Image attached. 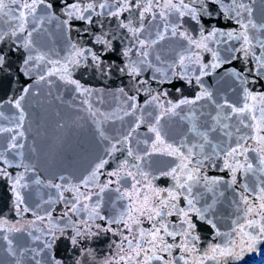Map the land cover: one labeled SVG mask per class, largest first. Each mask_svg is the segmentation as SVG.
Masks as SVG:
<instances>
[{
  "label": "snow or ice",
  "instance_id": "snow-or-ice-1",
  "mask_svg": "<svg viewBox=\"0 0 264 264\" xmlns=\"http://www.w3.org/2000/svg\"><path fill=\"white\" fill-rule=\"evenodd\" d=\"M256 4L257 0H229L228 3L225 0H0V21L7 20L9 25L6 30H0V44L11 41L8 52L0 48V70L5 69L11 53L23 49L19 69L22 75L32 79L33 74H37L36 84H51L50 77H56L71 86L72 91L83 98L81 103L95 118L97 133L103 139H107L104 123L139 113L129 133L107 150L111 156L121 150L117 144L124 145L126 158L106 173L104 182H100L99 177L105 175L102 169L108 161L101 159L76 180L61 175L45 184L39 178L28 180L27 173H35V167L25 164L23 153L18 151L24 148L20 141L26 138L23 129L27 114L23 101L30 91L36 94L33 85L22 86L20 95L6 101L16 114L11 118L15 121L11 127L0 126V135L10 134L6 147L0 151V162L4 165L0 167V179L9 182L11 211L21 219L12 222L0 215V240L6 242L4 251L13 264H20L18 233L25 234L36 244L22 250L31 254L32 264H65L64 258L56 255V244L61 238L68 241L70 250L75 253L68 264L94 262L95 250L86 241L106 234L118 239L110 241L109 249L115 251L103 256L100 264H231L241 260L245 251H254L258 244L264 243V181L251 187L247 183L239 185L241 191L236 193L235 203L242 215L232 220L228 232H221L217 227L211 215L215 202L208 203L205 196L215 194L221 185H237L238 175L255 174L257 169L250 162L249 153L256 154L261 166L259 171L264 172V91L254 90L257 86L264 88V0H259V9ZM255 11L259 12V22L254 18ZM100 18L114 19L117 30H124L122 41L127 43L115 49L116 36L106 32L95 35L93 43L101 45L103 52L118 51L124 63L117 71L125 73L132 81L129 91L133 94L129 95L124 88L118 89L125 106L111 114L94 109L91 103L94 90L73 78V71L87 66L89 58L96 68L103 64L101 55L72 42L70 36L75 22H80L89 34L93 29L103 28ZM53 20L69 41L68 53L62 60L39 51L33 39L34 33L38 35L45 23ZM224 22H234L236 27L228 30L215 26ZM185 25H190L191 30ZM76 30L79 34V28ZM166 40L178 41L182 49L167 64V68L173 70L170 73L163 67L153 66V60L161 66L165 64L157 49ZM232 41L236 44L223 49L227 55L222 57L220 51L215 50L218 45ZM202 53L210 54L211 60L203 62ZM249 58L255 61L251 68L247 67ZM237 59L244 62L245 67L225 69V75L234 78L241 98L237 103L228 100L217 103L202 78ZM193 64L198 65V72L191 71L189 66ZM111 68L112 65H108L103 71L108 74ZM177 68L181 71H175ZM148 69L153 70L150 79L161 86L158 90L152 89L148 80L138 79ZM248 74L253 78L249 79ZM171 77L187 85L195 82L199 93L192 98L181 95L174 103L163 87L166 84L176 87ZM176 91L180 93L181 88L176 87ZM141 92L149 97L144 106L151 105L158 110L148 126L151 143L144 142L148 148L142 154L129 146L132 132L145 123L144 106L139 104ZM200 101L215 105V115L208 114L211 123H199L204 115L198 112L202 107ZM2 108L3 103H0ZM185 110L186 114L181 115ZM173 117L189 123L188 135L179 141L172 140L161 123ZM0 119L10 118L0 111ZM212 133L218 134L215 144ZM189 136L193 139L189 140ZM249 141L255 147L250 146ZM206 146L211 151H206ZM5 153L20 156L19 163H13ZM154 155L171 157V165L152 170L148 158ZM217 161L221 162L218 170L230 174L229 181L207 175L206 169L216 168ZM12 167L23 171L13 175L8 171ZM159 181H164L166 186ZM32 185L54 190L55 199L49 198L30 207L26 199L31 198ZM106 193H115V196L109 197L110 211L105 214L102 208ZM55 204L62 205L57 216H53ZM27 213H31L33 219L21 223ZM201 223L210 226L216 237L226 240L201 249L198 246ZM234 234L241 237L239 242L231 239Z\"/></svg>",
  "mask_w": 264,
  "mask_h": 264
},
{
  "label": "water",
  "instance_id": "water-1",
  "mask_svg": "<svg viewBox=\"0 0 264 264\" xmlns=\"http://www.w3.org/2000/svg\"><path fill=\"white\" fill-rule=\"evenodd\" d=\"M229 0H225L228 3ZM259 0H257L256 8L259 9ZM37 14H40V10H37ZM254 18L259 22V12H254ZM103 22V28L93 29L92 33H86L84 28L80 25V22H75V26L70 33L71 41L77 43L79 46L91 48L93 52L102 56L103 64L100 68H96L92 65V61L89 58L87 66H80L73 71V78L79 80L85 87L94 90L91 97V103L94 109H99L100 112L111 114L113 112H119L120 108L125 106L123 103V96L118 94V89L124 88L125 92L132 95L133 92L129 91L132 86V81L125 73L117 71V68L123 67L124 58H122L118 51L116 52H103L102 46L94 44V36L100 32L109 33V35H115L116 39L113 40V47L119 49L124 47L127 43L126 40L122 41L125 36L124 30H117L116 21L112 18H100ZM215 26L227 28L231 30L236 27L234 22L217 23ZM9 27L7 20L0 21V30H6ZM191 30L190 25H185ZM79 28V34L77 32ZM33 39L36 42L39 51L48 54L52 59H63L68 53V38L65 36L63 29L58 25L57 21L53 20L51 23L46 22L43 29L37 35L34 33ZM11 41H5L4 44H0V48H3L5 52L9 51L8 46ZM236 42L232 41L229 44H220L215 50H219L221 56L227 55L223 49L235 45ZM158 54L161 59L165 61L163 66L157 64L153 60L154 67H163L165 71L169 73L173 71L167 68V64L171 63L176 57L177 51H182L179 48V42L175 40H166L158 46ZM237 55H239L237 53ZM24 58V51L13 52L8 56V63L5 65L4 70H0V103H3V108L0 111L4 112L6 117L10 119H0V126L11 127L14 123V119H11L16 114V110L6 103L9 98H15L20 95V89L22 86L32 84L35 91V95L32 91L29 92L23 101V106L26 112V118L24 121L25 139L20 142L24 144V148L18 151L23 153V162L25 164L35 167V173L31 171L27 173V178L31 182L35 178H39L45 184L48 180H53L61 175L71 177L73 180L78 179L80 176L85 175L96 163L101 159H106L108 162L105 164L102 172L105 175L99 177L100 182H104L107 177L106 173L117 168L119 163L126 158V149L124 145L117 144V148L120 151L114 152L111 156L108 155L107 150L111 147V144L116 140L122 139L127 135L129 131L134 127L137 116L129 115L124 116L123 119H113L110 122L103 124V130L107 139L99 137L97 133V124L95 118H93L85 109L86 105L81 103L82 97L72 91L71 86L64 85L56 77H50L53 81L51 84L41 82L36 84L38 79L37 74H33L32 79H28L22 75L19 69L22 66V60ZM151 58V57H150ZM203 62L207 63L211 60V56L208 53H202ZM135 59V56H133ZM255 64L251 58L247 61V67L251 68ZM112 65L111 71L105 74L103 69ZM191 71L198 72V65H190ZM245 67V63L240 59L233 60L230 64H225L223 67L218 68L214 73H211L202 78L204 86L213 93V99L217 103H223L224 100H228L229 103H237L241 98V92L238 84L234 78L225 75V69L235 68L241 70ZM39 70H37L38 72ZM175 71H181L179 68ZM153 75V70L148 69L143 72L142 78L149 81V85L152 89L158 90L161 86L150 78ZM248 78L252 79L253 75L248 74ZM172 84L181 88V92L177 93L176 87H172L169 84L163 87L169 92L168 99H171L174 103L182 96L188 98L194 97L199 93L200 88L193 82L192 85H187L183 80H179L176 77H171ZM251 87V85H249ZM254 90L264 91V88L257 86ZM149 97L145 96L143 92L139 95V104L144 106L145 101ZM202 107L198 108V112H203L204 115L200 117L199 123L204 124L205 121L211 123L209 113L215 115V105L210 104L208 101L199 102ZM158 110H154L151 105L144 106L143 118L145 123L132 132V136L129 140V146H131L134 152H140L148 148V144L144 142L147 140L151 143L152 134L148 132L149 122L157 114ZM179 111V110H178ZM151 113V116L148 115ZM186 114L182 112L181 115ZM122 115V113H121ZM165 125V130L168 132L169 137L172 140L179 141L184 136L188 135L187 129L189 127L188 121L181 120L180 117H173L161 122ZM9 133L0 135V151L6 147L9 140ZM213 144L218 142V134L212 133ZM189 140L193 138L188 137ZM249 145L255 147V145L249 141ZM206 151H211L209 146H206ZM9 160L13 163H19L21 157L15 156L14 153H5ZM250 162L253 167L257 169L256 173H248L247 176L241 177L238 175L237 185L227 187L226 185L219 186L217 192L206 193V200L208 203H214L213 213L211 214L217 223V227L221 232H228L232 227V220L237 216L242 215V211H237L236 193L240 192L239 187L242 183H247L249 186L259 184L260 181H264V172L259 171L260 164L256 158V154L249 153ZM172 158L165 156H152L148 158V164L152 170L158 168H167L171 165ZM217 167L206 169L207 175L211 177H222L224 180H230V174L227 171H219L221 162H216ZM4 166L0 162V167ZM9 172L15 175L18 172H22V168H9ZM54 182H59L55 180ZM162 186H166L164 181H159ZM170 183V181L168 182ZM200 191H203L201 188ZM31 192V198L26 199V202L30 207L34 206L37 202H42L49 198L55 199V191L44 187L43 185H32L29 189ZM222 192L223 195H219ZM67 195V194H66ZM251 197V194H249ZM115 193L105 194V203L102 208L103 213L110 211L109 197L114 198ZM45 208L48 205H44ZM52 207L55 208L53 216L60 214L62 205L55 204ZM12 208V192L9 186V182L0 179V215L7 217L10 221L16 222L20 220L17 217ZM33 219L31 213L24 215L21 223H26ZM73 219H76L75 217ZM63 226V222H62ZM70 231V230H68ZM67 234V232H66ZM198 234L200 235V241L198 246L203 249L208 244L223 243L225 237H216L214 230L206 224H200L198 227ZM18 237L19 247L17 249V259L20 260V264H32L30 260V253L23 252V248L31 246L36 247L35 243H32L30 238L25 234H16ZM239 235H233L231 239L239 242ZM117 237H112L110 234L102 235L99 238H93L86 241L89 247L95 250L96 260L91 264H100L102 257L105 255H111L115 249H109V243L111 240H117ZM38 243V242H37ZM6 242L0 240V264H13L12 258H10L4 251ZM22 253V254H21ZM56 255L62 257L65 260V264L71 260L75 255L70 250L68 241L61 238L56 244ZM89 264V262H85ZM231 264H264V243H260L256 246L254 251H245L243 258L239 261H232Z\"/></svg>",
  "mask_w": 264,
  "mask_h": 264
}]
</instances>
